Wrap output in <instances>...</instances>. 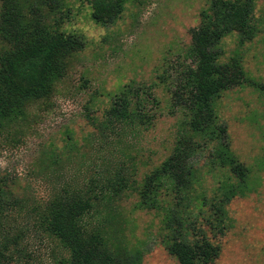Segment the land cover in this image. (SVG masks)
<instances>
[{"label": "rangeland", "instance_id": "rangeland-1", "mask_svg": "<svg viewBox=\"0 0 264 264\" xmlns=\"http://www.w3.org/2000/svg\"><path fill=\"white\" fill-rule=\"evenodd\" d=\"M208 2L125 0L110 24L96 23L87 1L65 0L55 11L45 7L51 28L82 34L85 44L70 57L51 96L32 102L24 118L0 125V182L30 203L43 204L62 184L85 183L121 165L133 181L117 202V222L120 239L137 264H178L165 246L167 209L180 210L183 233L191 240L206 236L219 245L211 264H264V93L257 87L264 82V0L254 5L251 40L240 44L238 35L230 33L216 46L220 62L239 55L245 72L242 84L215 100V109L232 151L250 169L249 188L225 204L221 228L215 205L225 199L226 183L237 179L213 164L214 141L202 142L193 159L197 181L191 198L176 207L171 190L162 188L164 209L137 205L143 177L170 154L183 125L182 111L171 104V90L189 62L191 29L199 25ZM135 92L142 110L152 116L150 123L120 137L108 130L103 136L97 124L107 109L118 96ZM17 226L24 232L22 252L10 256V245L7 250L0 246V264L65 262L67 252L35 224V217H22ZM3 232L10 238V218Z\"/></svg>", "mask_w": 264, "mask_h": 264}, {"label": "trees", "instance_id": "trees-1", "mask_svg": "<svg viewBox=\"0 0 264 264\" xmlns=\"http://www.w3.org/2000/svg\"><path fill=\"white\" fill-rule=\"evenodd\" d=\"M91 4V17L98 24L113 23L121 14L125 0H81ZM65 0H0V125L28 115L32 102L48 98L68 67L70 57L82 49L84 36L51 28L44 8L55 11ZM256 0H209L200 12V23L191 29L186 52L188 63L182 68L171 90V104L184 115L170 154L145 174L137 189L138 207L164 209L162 188H169L177 207L192 197L197 170L193 159L200 143L214 141L213 164L236 177L226 183L224 198L216 203V213L224 222L225 204L249 188L250 169L234 154L227 128L218 122L215 100L227 89L242 84L245 72L239 55L219 61L217 44L236 33L240 44L256 33L252 15ZM264 93V82L257 84ZM118 96L97 124L117 137L147 126L152 116L142 110L137 96ZM133 97L136 100L133 101ZM107 137V135H106ZM104 175L85 183H64L43 204L30 203L25 196L0 182V228L10 218V238L0 233V246L10 256L21 253L24 232L17 226L22 217H35V224L67 252L63 264H137L120 239L117 222L118 201L131 180L126 168L118 165ZM199 178V177H198ZM230 178V175L228 176ZM200 180V179H199ZM203 204V195L199 196ZM168 229L166 249L178 264H211L220 253L219 245L206 236L192 240L183 233L180 210H164ZM0 256L4 257L0 249Z\"/></svg>", "mask_w": 264, "mask_h": 264}]
</instances>
